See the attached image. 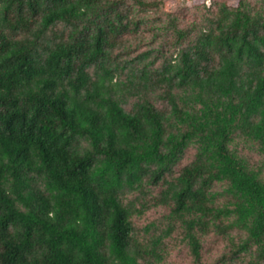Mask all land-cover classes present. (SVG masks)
Segmentation results:
<instances>
[{
    "label": "trees",
    "instance_id": "1",
    "mask_svg": "<svg viewBox=\"0 0 264 264\" xmlns=\"http://www.w3.org/2000/svg\"><path fill=\"white\" fill-rule=\"evenodd\" d=\"M206 2L0 0V264H264V0Z\"/></svg>",
    "mask_w": 264,
    "mask_h": 264
},
{
    "label": "rangeland",
    "instance_id": "2",
    "mask_svg": "<svg viewBox=\"0 0 264 264\" xmlns=\"http://www.w3.org/2000/svg\"><path fill=\"white\" fill-rule=\"evenodd\" d=\"M231 3L236 4L238 0H229ZM212 0H207V4L210 5ZM194 5V0H165L164 8L168 12L182 13L186 17H190L193 13L190 8ZM195 147H190L183 158V160L176 166V172L190 163L194 159ZM160 188L153 191V194H157ZM167 210L163 207H154L148 210L143 216L135 217L134 222L137 227H143L148 223L159 219ZM229 251L228 242L215 235L208 236L203 243L202 257L200 262H197L190 254L189 250L181 245L172 249L171 255L168 257L165 264H221L219 262L222 254Z\"/></svg>",
    "mask_w": 264,
    "mask_h": 264
}]
</instances>
